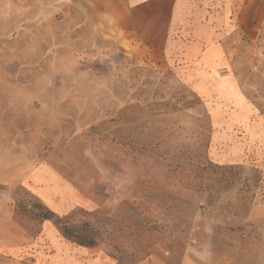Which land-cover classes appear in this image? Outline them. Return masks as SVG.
<instances>
[{"label":"rangeland","instance_id":"1","mask_svg":"<svg viewBox=\"0 0 264 264\" xmlns=\"http://www.w3.org/2000/svg\"><path fill=\"white\" fill-rule=\"evenodd\" d=\"M188 1L190 36L232 5L230 44L256 72L264 0ZM115 33L80 0H0V226L34 239L51 220L116 264H264V169L213 161L211 109L184 77L194 63ZM245 87L264 120L260 80Z\"/></svg>","mask_w":264,"mask_h":264},{"label":"crops","instance_id":"2","mask_svg":"<svg viewBox=\"0 0 264 264\" xmlns=\"http://www.w3.org/2000/svg\"><path fill=\"white\" fill-rule=\"evenodd\" d=\"M80 2L99 25L114 27L117 39L132 49L137 45L148 51L158 47L167 62L194 63L197 72L184 77L186 83L200 86V93L211 109L213 161L242 165L253 160L264 169V120L253 121L254 110L245 87L247 79H259L264 91V59L256 72L248 70L250 61L239 60L236 48L230 44L240 26L236 23L240 16L233 12L232 5V15H225L222 25L195 22L190 36L186 30L193 9L188 0ZM241 11L242 18L244 6ZM241 130H249L247 139L241 137ZM41 228L33 239L19 226L1 225L0 264H116L98 250L77 246L63 238L51 220L44 221ZM207 260L204 254H188L182 264H205Z\"/></svg>","mask_w":264,"mask_h":264}]
</instances>
